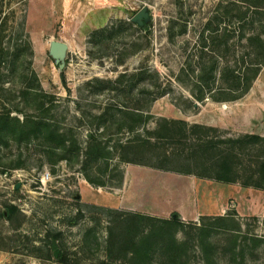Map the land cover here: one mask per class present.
Returning <instances> with one entry per match:
<instances>
[{
	"label": "rangeland",
	"instance_id": "rangeland-1",
	"mask_svg": "<svg viewBox=\"0 0 264 264\" xmlns=\"http://www.w3.org/2000/svg\"><path fill=\"white\" fill-rule=\"evenodd\" d=\"M63 1L0 0V118L49 121L67 138L62 154L47 131H29L18 140L0 130V264H61L52 252L54 242L64 249L66 264H135L126 245L133 235L119 222L118 213L177 217L175 211L167 218L150 213L165 205L159 185H166L171 202L175 197L180 202V173L123 162L119 145L138 136L149 138L148 132L158 131L164 120L210 123L220 129L189 134L187 141L182 132L175 139L152 138L157 148H142L136 157L142 163L176 168L189 158L187 148L182 152L184 143L195 149L208 135L230 139L246 134L232 130V125L264 135V68L249 93L231 103L197 100L194 74L203 57H215L221 67L229 68L241 65L243 58L248 61V37L264 28L258 26V17L252 25L251 13L244 26L223 15V6L233 0H74L66 13ZM144 7L151 15L145 30L132 21ZM217 28L218 45L210 44L201 53V34L210 37ZM225 29L232 36L227 45L221 36ZM53 40L69 44L63 70L50 55ZM221 86L225 83L218 80L215 87ZM132 115H140L134 133L129 131L135 124ZM93 140L112 155L89 158ZM128 156L135 159L132 152ZM126 175L144 212L126 202L121 189ZM86 176L96 181L95 186ZM187 179L189 190L193 185ZM209 185L214 189L208 197L218 204L221 186L226 185ZM200 199V210L211 207L205 195ZM233 205L229 213H236ZM211 213L205 215L209 220L218 215ZM237 216L242 233L236 252L230 232L208 235L206 250L200 237L188 240L180 232L178 239L188 243L186 262L264 264V221ZM145 224L140 223L141 234L146 233ZM192 227L186 226L185 232L195 235ZM165 256L155 252L151 261L172 264Z\"/></svg>",
	"mask_w": 264,
	"mask_h": 264
},
{
	"label": "trees",
	"instance_id": "trees-1",
	"mask_svg": "<svg viewBox=\"0 0 264 264\" xmlns=\"http://www.w3.org/2000/svg\"><path fill=\"white\" fill-rule=\"evenodd\" d=\"M244 4L248 7L244 8ZM223 10V15L230 16L238 25L242 26H244L245 23L243 22L246 21L251 13L250 22L252 25L256 24V18L258 17V23L261 24L258 26L264 28V0H233L229 1L226 6H223ZM147 27L145 25L142 29L145 30ZM209 28L207 29L210 30ZM240 28L243 29V27ZM218 34V28L212 29L210 37H205L201 34L200 38L203 45L201 53H204L210 44L213 46L218 45V41L220 40ZM241 34L240 38L244 39L246 33L242 32ZM221 36L225 39L224 43L226 45L229 44V39L232 36L227 29L223 31ZM247 42L251 45L252 49L250 53L246 54L245 58L248 61H245L243 58L241 65H237L234 68L221 67V61L215 57L210 61H205L203 57L200 61L199 69H197L196 73L194 72L196 74V89L198 90L196 91L198 95L195 93L194 95H196L197 100L205 101L207 98H211L214 102H235L241 100L249 93L264 68V31L249 35ZM62 79L65 82L64 75H62ZM218 80L224 82L225 86L216 88ZM165 95L167 93L162 94V96ZM130 118L133 120L132 123L135 124L129 128V131L134 133L140 115H132ZM150 119L151 117H148L144 123ZM163 122L158 131L154 133L148 132L149 138L141 139L138 136L134 141H130L126 145H119L120 160L138 165H148L160 170L173 171L184 175H194L217 182L239 183L244 187H253L264 191V137L257 134H243L230 139H226V137L225 139L219 137L213 138L208 135V137L200 139L195 149L193 145L184 143L182 152H185V148H187L189 158L186 157V161L176 168L150 165L149 163H142L137 160L136 157L142 152V148H157L151 143L152 138L161 140L164 136H168V138L175 139L178 132H182L180 136L187 141L191 139L189 134L193 135L195 132L203 131L205 135L208 132H220V129L206 125H190L186 122L178 124L175 121L169 122L168 120H164ZM0 130L6 131V133H13L12 135L18 140H22V138L27 136L29 131H34L35 133L47 131L48 137L53 140L55 149L59 150L62 154L67 151V138L60 132L59 128L54 124H50L49 121L36 120L33 117L27 116L21 122L19 119L2 117L0 118ZM93 141L94 143L87 151L89 158L98 154L97 156L100 159H107L112 155L109 151H106V148L101 143ZM76 148L75 150L79 152L80 148L78 146ZM129 152L134 154L135 159H131L128 156ZM59 159H62V157H59ZM167 161L169 162V160ZM86 179L91 185L95 186V180L88 176H86ZM9 212H11L10 209H8L7 214ZM118 214L121 216L118 219L119 222L126 223L125 226L130 229L129 235H133L126 238V245L129 246L130 255L134 259L135 264H153L151 260L155 252L166 255L167 259L170 258L172 260V264H188L186 262L188 243L186 240L181 241L178 239L180 232L188 235V240L193 239V236L200 237L202 240L201 247L205 250L208 248V235L218 230L225 233L230 232L235 239V252L239 246L238 241L240 237L238 236L242 233V224L235 212L228 213L225 216L209 217L212 218L210 220L207 219L208 217L203 216L199 222L191 223H186L179 214H177V217H174L176 215L174 214L171 219H159L141 213L130 214L119 212ZM206 220L209 221L208 224ZM140 223H146V233L144 234L138 231ZM188 225L193 226L192 228L197 232L195 235H192L191 232H185L184 229ZM110 238L113 241L115 239L113 230L110 232ZM259 240L258 238V242H260ZM52 252L57 261L61 264H66L67 255L57 242L53 243Z\"/></svg>",
	"mask_w": 264,
	"mask_h": 264
},
{
	"label": "crops",
	"instance_id": "crops-1",
	"mask_svg": "<svg viewBox=\"0 0 264 264\" xmlns=\"http://www.w3.org/2000/svg\"><path fill=\"white\" fill-rule=\"evenodd\" d=\"M74 0H64L63 1V8L64 12L66 13L71 7ZM67 43V42H66ZM231 103V102H226ZM200 124V123H199ZM206 126H213V124L206 123L204 124ZM230 128V127H229ZM241 126H231V129L237 132H243L246 134H254L253 131L249 129L241 130ZM260 136H263L262 134H257ZM184 177L190 178V182L193 185L192 188L186 187L184 185ZM163 178V177H160ZM177 178V182L179 185L178 187L181 188L179 190L180 193H176L177 196H179V203L175 200L173 202L170 201V195L165 191L166 185H159L157 186L158 190L161 191L160 195L162 194V199L165 202L164 207H161L159 211H154L150 214H155L164 218H167L171 211H175L178 213L182 220L184 221H193V222H199L200 218L205 216L206 214H212L211 212L217 211L218 215L216 216H225L229 213L230 205L234 204L233 207H235L236 213L241 216H255L257 218L264 219V191L255 189L253 187H244L239 183H225V182H217L210 179H203L199 178L194 175H184L179 174V177ZM159 181V180H158ZM188 182V179L187 181ZM209 183H217V184H224L226 187L221 186V190L219 192V197H221V202L218 204H215V200H212L208 196L210 195L211 191L214 189L211 185L208 186ZM122 190L125 192V199L130 206L134 203L135 209L138 211H145L143 207H140L141 203L140 200L136 201L138 198H134L132 195H134V189L132 187L131 183V177L126 175L125 180L122 184ZM219 186V185H218ZM220 187V186H219ZM156 188V187H155ZM157 191V190H156ZM193 192L192 196L190 192ZM205 193V194H204ZM175 194V195H176ZM203 195L206 196V204H211L210 206H207L204 210H200L198 207L199 202L201 201V197ZM181 197V198H180ZM218 197V198H219ZM135 199V202L133 201ZM132 200V201H131ZM236 204H235V202ZM179 206H178V204ZM162 213V214H161ZM161 214V215H160ZM216 214V213H215Z\"/></svg>",
	"mask_w": 264,
	"mask_h": 264
},
{
	"label": "water",
	"instance_id": "water-1",
	"mask_svg": "<svg viewBox=\"0 0 264 264\" xmlns=\"http://www.w3.org/2000/svg\"><path fill=\"white\" fill-rule=\"evenodd\" d=\"M150 20L151 15L148 7H144L132 19L134 23H137L141 27L147 25ZM68 51L69 44L64 41L53 40L50 44V55L54 59L56 65H58L61 70H63L66 65V57Z\"/></svg>",
	"mask_w": 264,
	"mask_h": 264
}]
</instances>
